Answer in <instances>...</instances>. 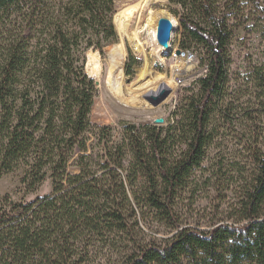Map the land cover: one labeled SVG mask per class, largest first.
Segmentation results:
<instances>
[{
  "label": "trees",
  "instance_id": "trees-1",
  "mask_svg": "<svg viewBox=\"0 0 264 264\" xmlns=\"http://www.w3.org/2000/svg\"><path fill=\"white\" fill-rule=\"evenodd\" d=\"M167 8L178 49L203 72L178 89L163 124L116 130L91 122L98 91L85 71L89 50L118 41L114 0H0V177L23 167L28 192L51 184L33 200L0 197V264H264V44L263 61L233 85L230 69L236 32H264V0ZM140 64L128 52L124 74ZM225 138L249 173L238 203L207 229L181 226L177 200L195 172L210 181L224 169L209 150ZM141 223L165 237H140Z\"/></svg>",
  "mask_w": 264,
  "mask_h": 264
},
{
  "label": "rangeland",
  "instance_id": "rangeland-1",
  "mask_svg": "<svg viewBox=\"0 0 264 264\" xmlns=\"http://www.w3.org/2000/svg\"><path fill=\"white\" fill-rule=\"evenodd\" d=\"M139 2L140 0H114L115 14L112 20L118 41L105 47L102 53L89 50V53H93L98 60V75L92 73L91 67L85 69L87 75L96 82L98 91L92 102L91 122L109 125L116 130L120 129L123 122L142 124L153 123L155 118L165 119L173 109L178 89L203 72L199 63L195 69L189 70L191 65L182 61L186 58L173 56L174 51L178 49L176 43L178 37L177 21L167 8L168 0H164L162 8L168 14L166 18L171 23L174 22L169 41L172 53L170 51L160 55L157 54L155 39L156 20L160 17L158 16L154 20L149 13L150 10L160 8L159 4L151 3L149 8L142 11L140 15L133 16L132 12L137 11ZM258 29L259 27L253 28L250 33L246 34L240 31L236 32L235 39L231 44L232 85L236 80V73L242 72L247 62L260 63L263 61L261 47L264 44V32L261 34ZM2 33L3 29L0 26V62L8 47V40L2 36ZM128 52L141 62L139 67L134 68L135 74L132 77L124 74V64ZM196 59L194 62L198 61L197 57ZM119 69L121 70L124 100L117 97L110 84V76ZM175 70H189L181 73L184 76L178 86H175L172 81L177 74ZM164 85L169 87V93L165 100L157 106L149 104L146 98L156 96L159 93L158 90ZM125 100L127 101L125 102ZM238 151V146L229 138H225L223 141L219 140L214 147H211L209 156L215 157V160L222 157L225 160V167L220 172L216 171V177H211L210 181L207 180L206 173L195 172L194 184H191V187L189 185V188L181 194L174 208L181 226L207 229L212 222L223 221L232 213V209L238 203V192L242 190L241 186L244 179L249 175L247 170L240 173L234 166L240 161L235 159ZM22 175L23 167L3 174L0 177V197L8 195L16 201L20 199L29 201L51 192L49 180L28 192L21 183ZM139 227L141 231L138 230V235L142 238L165 237L163 230L160 233L154 232L161 229L159 227L152 226L151 229H148L142 223ZM89 264L108 263L105 258H98L97 256Z\"/></svg>",
  "mask_w": 264,
  "mask_h": 264
},
{
  "label": "bare ground",
  "instance_id": "bare-ground-1",
  "mask_svg": "<svg viewBox=\"0 0 264 264\" xmlns=\"http://www.w3.org/2000/svg\"><path fill=\"white\" fill-rule=\"evenodd\" d=\"M164 0H140V2L138 3L137 5V11H133L132 14L133 16H136V15H140L142 13V11H144L145 9H148L150 4L151 3H158L159 4V7L158 9H155V10H150V15L151 17L156 20L158 18V16L161 18V17H166L168 14L167 12L162 8V4H163ZM158 21V20H156ZM174 22H172L171 24H173ZM174 25V24H173ZM157 54L160 55L162 53H165L168 48L170 47V43L168 44V46H165V47H162L160 45L157 44ZM156 54V55H157ZM88 67H91L92 69V73L94 75H98L99 74V63H98V60L97 58L95 57V55L93 53H89V51L87 52V55H86V68L87 69ZM121 70L119 69L117 72H115L114 74H112L110 76V84H111V87L114 91V93L117 95L118 98L124 100V94H123V91H122V85H121ZM169 86V85H168ZM163 89H169V87H166L164 85L163 88L159 89L158 92L162 91ZM127 100H125L126 102ZM132 104V103H130Z\"/></svg>",
  "mask_w": 264,
  "mask_h": 264
},
{
  "label": "water",
  "instance_id": "water-1",
  "mask_svg": "<svg viewBox=\"0 0 264 264\" xmlns=\"http://www.w3.org/2000/svg\"><path fill=\"white\" fill-rule=\"evenodd\" d=\"M172 29L171 22L166 17H161L157 21V27H156V33H155V39L158 45L165 47L168 46L170 41V32ZM171 50V47L168 48V50L165 53H169ZM177 54L183 55V53L180 50H176ZM169 90L163 89L160 91L156 96H151L149 98H146L147 102L151 104L152 106H157L162 101L165 100V98L168 96ZM164 123V120L162 118H155L153 120V124L155 125H161Z\"/></svg>",
  "mask_w": 264,
  "mask_h": 264
},
{
  "label": "built area",
  "instance_id": "built-area-1",
  "mask_svg": "<svg viewBox=\"0 0 264 264\" xmlns=\"http://www.w3.org/2000/svg\"><path fill=\"white\" fill-rule=\"evenodd\" d=\"M176 50H179V49H176ZM176 50L174 51V53H173V56L174 57H177V56H180V57H184V58H186L185 60H182V61H185V62H187V64L188 65H191L190 67H189V70H191V69H195V67H197V64H198V61L197 62H194V61H196L197 59H196V57L192 54V53H190V52H188V51H186V52H182L181 50V52L183 53V55H180V54H177L176 53ZM171 51V53H172V50H170ZM189 70H183V71H176L175 70V72L177 73L175 76H174V78L172 79V81H173V84L175 85V86H178L181 82H182V78H183V76H184V74H183V76H182V72H188ZM186 74V73H185Z\"/></svg>",
  "mask_w": 264,
  "mask_h": 264
}]
</instances>
